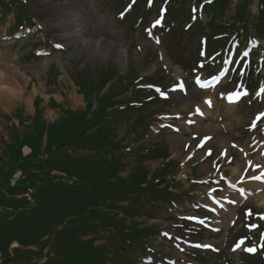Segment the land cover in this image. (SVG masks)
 <instances>
[{
    "label": "rangeland",
    "instance_id": "1",
    "mask_svg": "<svg viewBox=\"0 0 264 264\" xmlns=\"http://www.w3.org/2000/svg\"><path fill=\"white\" fill-rule=\"evenodd\" d=\"M128 2L51 0V10L41 8L34 0H25L32 22L19 28V37L18 34L9 36L15 31L9 32V27L14 28L17 24L13 11L0 7L3 16L0 22V90L5 82L20 91V94L0 92V155L3 144L13 143L10 135L17 132V128L20 134H24L25 129L32 130L30 122L35 115L36 96L40 97L43 123L59 126L65 117H80L81 111H86L87 115L91 106L88 99L95 93L89 89L90 85L99 79L102 70L114 66L120 74L127 75L128 87H121L122 95L130 103L136 97L139 102L132 105L127 118L115 125L109 150L103 151L101 157L94 154L92 163L88 164V173L95 177L102 171L111 170L108 164L117 156L122 161L117 170L121 176H126L139 164H143L151 176L162 166L163 157L137 158V155L143 153L142 148L163 141L169 148V156L164 162L175 161L171 174L177 183L172 184L171 189L173 193H179L177 197L181 201L169 195L133 200L131 191L129 197H119L116 204L101 200L94 205L100 209L98 215L88 214L89 221L95 226L91 232L81 234L82 240L93 237L94 245L109 246L104 250L109 257L106 264H127L125 259L122 262L117 259L118 255L123 257L117 251L120 250L118 240L124 238L110 222L109 218L114 215L123 224L137 222L139 228L148 227L147 245L132 246L129 264H251L246 256L249 247L256 248L253 256L259 259L256 264H264V237L260 236L264 229V203L240 199L241 191L252 190L245 182L254 174L262 175L258 173L263 168L259 160L264 158V128L252 121L264 108V90L257 93L259 85L264 84V75L259 77L264 74V32L255 29L258 20L256 2L250 6L251 18L247 26L250 34L259 36L260 44L255 39L254 54L250 60L246 57L248 62L241 71L239 85V69L233 67L216 89L208 93L201 92L197 80L208 75L218 63L213 66L216 61L210 60L197 66L200 37L210 31L211 22L232 23L235 5L240 0H231L223 12L207 6L204 14L200 12L203 0H187L186 3L154 0L149 10L146 8L149 3L144 4L142 0L131 12L132 8L125 6ZM228 3L229 0H217L220 8ZM190 5L194 6L197 19L192 25H188L194 22L187 17ZM161 6L170 11L157 24L155 18L163 14ZM260 26L264 27V24ZM225 28L228 30L232 26ZM243 49L250 50V45L244 43L238 49L237 57L242 60ZM32 51L37 58L29 57ZM217 67L221 69L222 66ZM160 75L164 76L162 80ZM252 78L254 83L249 82ZM229 79L231 81L225 84ZM156 80L164 87L148 86ZM181 82L183 89L178 87ZM232 89L242 91L245 102L231 107L219 99L220 96L224 98L225 91ZM161 91L168 96L166 99H158ZM8 94V101L2 103L4 95ZM107 98L100 96L99 101L104 102ZM214 98L215 108H212ZM18 107L24 109L21 116L17 113ZM195 108L204 111L206 116L195 118V124L185 126L183 122L190 118ZM147 116L148 130L139 126L135 132L128 130L127 125L143 122ZM20 119L24 120L23 124L19 123ZM161 122L169 125L162 126ZM136 132L139 136L134 138ZM42 139L44 148L45 135ZM68 148L72 150V146ZM22 151L28 155L30 149L23 148ZM53 171L56 174L62 172ZM18 173L16 171L15 176ZM170 178L171 175L165 176L166 181ZM10 182H13V176ZM163 186L164 183L159 185ZM258 191L262 192L263 188ZM143 204L148 212L142 209ZM1 207L6 208L5 205ZM186 217L192 222L185 221ZM200 221L207 226L200 225ZM252 225L257 226L255 230L251 229ZM57 232L54 231L52 241ZM239 237L246 240L240 248L237 247ZM16 246L20 245L14 241L10 249ZM29 247L37 249L35 245ZM48 249L47 245L44 251ZM51 255L53 253H41L39 263L48 261ZM150 258L153 260L149 261ZM31 260L36 262L34 258Z\"/></svg>",
    "mask_w": 264,
    "mask_h": 264
},
{
    "label": "trees",
    "instance_id": "2",
    "mask_svg": "<svg viewBox=\"0 0 264 264\" xmlns=\"http://www.w3.org/2000/svg\"><path fill=\"white\" fill-rule=\"evenodd\" d=\"M19 3L25 10L23 2ZM239 7H244V0ZM115 74V69L104 70L100 79L92 83L89 89L101 90ZM36 104L39 105V99ZM95 109H92L90 116L86 115V111L78 110L83 115L65 117L59 126L52 124L53 127L51 124H44L37 111L31 121V131L25 130L24 134L14 132L11 136L13 143L3 144L2 154L3 157L7 154V159H1L3 167L0 168V264H106L109 257L104 250H108V246H95L94 238L82 240L79 237L80 234L91 232L95 226L84 213L98 215L99 210L89 208V205L99 198L113 199L119 192L156 195L167 191V188H156L158 182L164 181V176L170 172L171 163L164 164L151 177H148V171L141 166L123 177L117 172L120 160L116 156L108 164L111 170L102 171L95 177L89 175L88 164L92 163L94 154L101 157L103 151L109 149L112 133L109 128L113 118L101 121L104 116H110V111L106 110L103 102ZM66 111L71 113V110ZM66 111L64 112L67 114ZM17 113L22 114V110L19 109ZM97 122L102 127L94 125ZM104 122H107L106 125H103ZM44 135L46 145L42 148ZM24 145H29L32 149L28 155L23 154ZM68 146H72L71 151H68ZM92 150L95 153H89ZM152 151L163 153L166 149L154 147ZM18 170L22 172V176L12 185L10 179ZM53 170L66 173L68 181L54 180ZM29 188H33V205L28 204L27 196H17L27 192ZM2 205L6 208H2ZM72 215H76L73 222L59 230L49 243L51 234ZM109 219L124 238L118 240L119 251L123 255L119 258L123 261L127 259L124 252L126 244L132 246L137 242L143 243L147 236L146 228H138L135 222L123 224L114 215ZM127 228L129 231L126 232ZM45 236L48 237L43 239ZM13 241L23 247L11 251L9 247ZM30 245L37 246V250L27 248ZM46 245H49V252L54 255L44 263L32 261V258L40 257L41 253L44 255Z\"/></svg>",
    "mask_w": 264,
    "mask_h": 264
},
{
    "label": "bare ground",
    "instance_id": "3",
    "mask_svg": "<svg viewBox=\"0 0 264 264\" xmlns=\"http://www.w3.org/2000/svg\"><path fill=\"white\" fill-rule=\"evenodd\" d=\"M0 1H1L0 7H2L1 10L13 11L14 18L19 21V17L22 14V11H21L22 6L18 5V0H0ZM34 1L38 2L39 6L40 7L42 6L41 8H45L46 7V8H49V9L52 10V8H51L52 7L51 6V0H42V1H40V0H38V1L37 0H34ZM0 36H2V35H0ZM9 36H11V34H9ZM1 85H2L1 90H3V92H7V93L10 92V93H14V94L15 93L16 94H20V91L19 90L13 89L12 86L10 87L5 82L2 83ZM1 90H0V92H1ZM9 97H10V94L4 95V99L2 100V103H6L8 101V99H9ZM240 99H242V98H240ZM227 101L228 100L226 99V102ZM230 105L234 106V104H230ZM26 149H28V148L26 147ZM249 184H253L255 186V187H253V190H255L256 188H263V191L262 192H259V193H254L252 196H250L249 194H247V198H249L248 200L254 199V200L261 201V203H264V185L261 184V183H249ZM249 184H247L248 187H249ZM233 213H234V209L233 210H230V214L233 215Z\"/></svg>",
    "mask_w": 264,
    "mask_h": 264
},
{
    "label": "snow or ice",
    "instance_id": "4",
    "mask_svg": "<svg viewBox=\"0 0 264 264\" xmlns=\"http://www.w3.org/2000/svg\"><path fill=\"white\" fill-rule=\"evenodd\" d=\"M57 47H61L60 45H57ZM245 55H247V53H245ZM197 83L198 84H200L201 85V87H204L205 85L203 84V83H201L200 81H199V79L197 80ZM178 87L179 88H181V89H183V83L181 82V84L180 85H178ZM157 91H159V90H157ZM238 94V93H237ZM166 98V97H165ZM207 103H211L210 101H207ZM197 112H199V109H197ZM202 114V113H201ZM262 116H264V113H262L261 114ZM254 179H264V177H253ZM201 223L203 222V221H200ZM203 247H209L208 245H203ZM248 251H254V249H247Z\"/></svg>",
    "mask_w": 264,
    "mask_h": 264
}]
</instances>
